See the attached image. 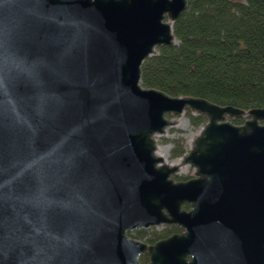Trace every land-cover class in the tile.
<instances>
[{"label": "water", "instance_id": "obj_1", "mask_svg": "<svg viewBox=\"0 0 264 264\" xmlns=\"http://www.w3.org/2000/svg\"><path fill=\"white\" fill-rule=\"evenodd\" d=\"M187 6L0 0V264H264V108L140 84ZM186 112L206 123L166 163L157 137ZM162 226L184 232L128 236Z\"/></svg>", "mask_w": 264, "mask_h": 264}, {"label": "trees", "instance_id": "obj_2", "mask_svg": "<svg viewBox=\"0 0 264 264\" xmlns=\"http://www.w3.org/2000/svg\"><path fill=\"white\" fill-rule=\"evenodd\" d=\"M187 1L172 26L177 45L158 48L144 61L141 86L245 111L264 108V0ZM186 115L194 127L206 123L200 116ZM171 155H184L181 140L174 143ZM146 261L143 256L141 262Z\"/></svg>", "mask_w": 264, "mask_h": 264}, {"label": "rangeland", "instance_id": "obj_3", "mask_svg": "<svg viewBox=\"0 0 264 264\" xmlns=\"http://www.w3.org/2000/svg\"><path fill=\"white\" fill-rule=\"evenodd\" d=\"M187 113V112H186ZM186 113L182 116L176 117L175 120L178 121L181 119L175 126L168 128L166 131V135L164 137L158 138V150L165 156V160L167 163H173L175 160L171 155L172 149L174 148V143L177 140H181L182 149L185 153H188L191 149V146L194 140L198 137L202 126L194 127L190 118L186 115ZM243 124V123H242ZM157 150V151H158ZM183 171V172H182ZM194 170L190 166H186L181 170L178 175H174L173 179L175 181H180L186 178H190L193 176ZM156 233H168L170 235L173 232L172 226H162L155 229ZM170 232V233H169ZM129 237L140 239L142 237H151L154 235L151 231L146 230V232H140L139 230L132 231L128 233Z\"/></svg>", "mask_w": 264, "mask_h": 264}, {"label": "flooded vegetation", "instance_id": "obj_4", "mask_svg": "<svg viewBox=\"0 0 264 264\" xmlns=\"http://www.w3.org/2000/svg\"><path fill=\"white\" fill-rule=\"evenodd\" d=\"M191 178H193V176L192 177H190V178H186V179H183V180H180V181H186V180H189V179H191ZM190 209V207H189V205H184L183 206V210L184 211H188ZM173 227V226H172ZM177 229H178V231L177 232H172L170 235H172V234H182L183 232H184V229L182 228V227H177V226H175ZM155 229H157L156 227H150L149 229H147L148 231H151L152 230V233H154V235L153 236H151V237H149V238H147V237H142V238H140V239H134V238H132V239H134V240H137V241H140V242H143V243H145V244H147V245H153V244H155L157 241H160V240H163V239H165V238H167L168 236H170V235H166V236H163V237H161V238H157L158 237V235H165L166 233H156L155 232ZM140 232H146V230H139ZM129 236V235H128ZM131 238V237H130ZM143 256H146L147 257V261L146 262H141V258L143 257ZM188 261H190V258H188L187 259ZM148 262V256H147V254H143V255H141V257H140V263H142V264H145V263H147Z\"/></svg>", "mask_w": 264, "mask_h": 264}, {"label": "bare ground", "instance_id": "obj_5", "mask_svg": "<svg viewBox=\"0 0 264 264\" xmlns=\"http://www.w3.org/2000/svg\"><path fill=\"white\" fill-rule=\"evenodd\" d=\"M181 119H179L178 121H177V123L180 121ZM162 137H164V136H162ZM158 138H160V137H157V139ZM157 143H158V140H157ZM160 158H162L163 160H164V162H166V160H165V156L160 152V149L157 151V153H156ZM179 159H177V160H175L174 162H173V165H178L179 164ZM167 163V162H166ZM183 169V168H182ZM181 169V170H182ZM181 172V171H180ZM179 172V173H180ZM183 172V171H182Z\"/></svg>", "mask_w": 264, "mask_h": 264}]
</instances>
